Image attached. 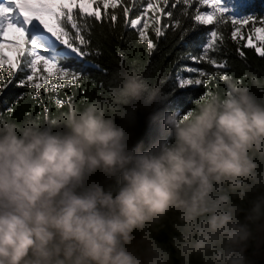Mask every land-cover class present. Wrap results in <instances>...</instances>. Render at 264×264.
<instances>
[{"label": "clouds", "instance_id": "clouds-1", "mask_svg": "<svg viewBox=\"0 0 264 264\" xmlns=\"http://www.w3.org/2000/svg\"><path fill=\"white\" fill-rule=\"evenodd\" d=\"M223 82L163 113L144 152L117 118L170 95L136 71L46 120L0 116V264H251L248 248H264V80ZM98 171L120 178L115 195L90 181Z\"/></svg>", "mask_w": 264, "mask_h": 264}, {"label": "trees", "instance_id": "trees-1", "mask_svg": "<svg viewBox=\"0 0 264 264\" xmlns=\"http://www.w3.org/2000/svg\"><path fill=\"white\" fill-rule=\"evenodd\" d=\"M225 2L237 16L255 14L257 19L264 18V0H226ZM126 3L127 0H124V4L116 9H107L109 16L113 13L117 15L115 22L104 19L105 9L102 5L100 6L101 21H93L96 26L92 29L91 43L88 46L89 56L84 57L83 60H76L74 57H61L64 61L62 66L80 72L81 81L72 84L71 87L67 85V82H64L65 86L59 90L58 94L45 92L42 88L40 90L41 98L34 99L35 92L30 86L18 85L21 74L17 71L13 83L4 89L3 93H0V116L10 117L17 123L27 120H46L49 117L58 116L61 112H67L74 105L83 106L91 100L103 98L120 74L125 71H136L142 78L149 80L152 84L159 85L165 93L170 95L163 103L154 104L150 108H138L134 112L131 123L117 118V124L124 126L132 134L130 148H138L144 152L148 151L162 136L163 113L187 111L193 107V99L204 96L205 92L224 89V82L215 73L219 72L238 78L245 84L250 83L252 78L264 80V57H260L254 49L246 48L245 40H241L239 44L232 41L229 38L230 25L225 26L223 30L224 46L218 52L210 53V56L216 58L218 62H226L227 67L217 69L213 65H208L206 61L197 63L187 58L203 54L201 46H206L207 32L213 28V25L197 26L190 18L197 7H200L201 11L205 10V6L198 5L197 0H193L192 7L188 9V16L179 17L181 29L169 27L158 42L150 22L147 34L156 44V49L151 53H149L146 43L139 40L135 29L124 27L125 18L122 8ZM172 3L173 0H169V8ZM161 6L163 7V5ZM138 7H140L139 4L133 7V12L129 13V21L135 18L134 13ZM182 7L187 6H176L172 18L161 15L160 26L163 28L166 21L175 20ZM168 10V8L164 9L165 12ZM89 19L91 20V18ZM250 27L249 25L243 30L246 35H248ZM183 31H186L187 35L181 40ZM22 36L24 39L25 34L22 33ZM240 51L245 53L243 57L239 55ZM96 52H99V55H96ZM84 60L91 61V63L86 64L83 62ZM187 67L212 73L214 79L207 86L199 85L184 90L177 89L179 94L170 92L176 74L184 73L181 70ZM193 74L197 75V73ZM4 76L7 77V70H5ZM258 95H264V93H258ZM21 97L23 99H20ZM56 98L65 101L64 107L61 108L55 104ZM9 107L12 108L11 112L7 110ZM45 108L48 109L47 112L44 111ZM167 139L169 141L173 139L171 133L167 135ZM90 181L101 183L104 190L112 192L113 195L117 193L121 184L119 177L105 182V177L99 171L90 178ZM157 239L162 244H168L170 237L168 233H161ZM245 255L248 258L253 257L254 248L251 246ZM251 264H264V258L257 259Z\"/></svg>", "mask_w": 264, "mask_h": 264}, {"label": "snow or ice", "instance_id": "snow-or-ice-1", "mask_svg": "<svg viewBox=\"0 0 264 264\" xmlns=\"http://www.w3.org/2000/svg\"><path fill=\"white\" fill-rule=\"evenodd\" d=\"M93 3L96 4L95 10H92ZM197 3L205 6V10L201 11L200 7H197L190 18L197 26L213 25V28L207 32L206 46H201L203 54L187 58L197 63L206 61L208 65H213L217 69L227 67L226 62H218L216 58L210 56V53H216L224 46L223 30L228 25L231 29L229 38L237 44L245 39L243 30L250 25L244 46L254 49L260 57H264V18L257 19L255 14L237 16L235 11L222 0H197ZM121 4H124V0H0V93H3L4 89L13 83L17 71L21 74L18 85L30 86L35 92L34 99L41 98L42 88L45 92L58 94L59 90L65 86L64 82L71 87L72 84L81 81L79 71L62 66L64 61L61 56L74 57L76 60H83L84 57L89 56L88 46L91 43L92 29L96 26L93 21H101L100 6L102 5L105 9L104 19L115 22L117 15L113 13L109 16L107 9H116ZM137 4L140 7L134 13L135 18L129 21L128 15L133 12V7ZM192 4L193 0H173L169 8V0H127L122 8L125 18L124 27L135 29L139 40L146 43L151 53L156 49V44L147 34L149 23L145 22L140 26L143 16H146L149 11L154 13L151 29L158 42L169 27L181 29L179 17L188 16V9L192 7ZM177 5L187 7H182L178 17L175 20L166 21L162 28L160 26L161 15L172 18ZM165 8L169 10L165 12ZM77 9L78 12H76ZM9 28L25 34L22 43L19 40L5 38ZM185 35L187 32L183 31L181 40ZM5 45L13 46L8 51H12L13 48L16 51L14 63L6 55ZM95 54L99 55V52ZM121 55L123 56V53ZM239 55L243 57L245 53L240 51ZM83 62L91 63L87 60ZM96 67L99 66L96 65ZM5 70H7L6 78ZM181 71L197 73V77L184 78L178 72L170 89V92L174 94L180 93L177 89H189V86H207L214 79V74L199 71L194 67H187ZM215 75L219 76L222 81L229 76L219 72ZM207 94L208 92H205V96ZM54 102L58 107H64L65 101L56 98ZM7 110L11 112L12 108L9 107ZM44 111L47 112L48 109L45 108Z\"/></svg>", "mask_w": 264, "mask_h": 264}, {"label": "rangeland", "instance_id": "rangeland-1", "mask_svg": "<svg viewBox=\"0 0 264 264\" xmlns=\"http://www.w3.org/2000/svg\"><path fill=\"white\" fill-rule=\"evenodd\" d=\"M95 9H96V5H95V3H93L92 4V10H95ZM153 15H154V13L149 11V13L146 16H143V18L141 19V25L140 26H142L143 23H145V22H148L150 24ZM244 35H245V39L244 40L246 41L248 35H246V33H244ZM5 38L8 39V40H19L21 43L23 42L22 33L17 32L14 28H9L8 29V31L5 34ZM12 47L13 46H11V45H5V53H6V55L8 57L11 58V62L14 63L15 59H16V51L14 50V48H13L12 51H8V49L12 48ZM61 57H64V56H61ZM181 75L184 78H196L197 77V75H194L193 73H187V72L181 73ZM189 87H193V86H189ZM252 247L254 248V255H252L254 258L253 257H249L248 258L251 261V263L255 262L257 259L264 258V248H262L260 251L257 252L256 249H255V245H253ZM249 248L246 251V253L249 251Z\"/></svg>", "mask_w": 264, "mask_h": 264}]
</instances>
